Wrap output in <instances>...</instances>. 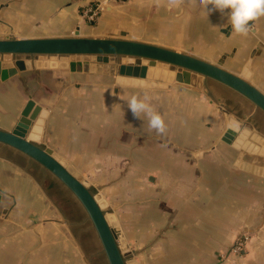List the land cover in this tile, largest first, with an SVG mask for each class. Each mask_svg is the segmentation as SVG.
<instances>
[{
    "label": "crops",
    "instance_id": "obj_1",
    "mask_svg": "<svg viewBox=\"0 0 264 264\" xmlns=\"http://www.w3.org/2000/svg\"><path fill=\"white\" fill-rule=\"evenodd\" d=\"M250 23L237 34L226 14L207 15L196 0H0V38L77 29L212 63L227 53L222 67L264 94V16ZM26 60L24 71L0 79V129L49 147L83 178H97L98 192L114 189L97 201L113 203L127 264H264L263 112L210 79L194 91L154 70L141 78L104 64L72 72L58 58ZM134 94L162 115L164 134L133 116ZM0 196V264H60V248L64 264H86L56 205L20 160L3 154Z\"/></svg>",
    "mask_w": 264,
    "mask_h": 264
},
{
    "label": "water",
    "instance_id": "obj_2",
    "mask_svg": "<svg viewBox=\"0 0 264 264\" xmlns=\"http://www.w3.org/2000/svg\"><path fill=\"white\" fill-rule=\"evenodd\" d=\"M226 55L222 53L216 63H212L157 44L114 37H85L76 29L72 35L64 37L0 38V79L24 71L28 67L27 57L49 56L58 58V65L72 72H93L104 64L110 72L144 78L154 70L157 77H169L194 91L203 89L205 81L210 79L243 96L264 113V94L222 67ZM0 146L36 163L68 191L89 220L107 264H127L118 231L86 180L70 163L59 159L49 147L33 143L13 131L0 129Z\"/></svg>",
    "mask_w": 264,
    "mask_h": 264
},
{
    "label": "rangeland",
    "instance_id": "obj_3",
    "mask_svg": "<svg viewBox=\"0 0 264 264\" xmlns=\"http://www.w3.org/2000/svg\"><path fill=\"white\" fill-rule=\"evenodd\" d=\"M208 82V86H211V83ZM207 84V83H206ZM23 166L26 167L27 171L33 176V178L40 185V188L43 190L50 201L56 205L59 210V221L63 225H67V229L71 233V236L75 241L79 244L81 251L83 252L85 263L86 264H107L104 258L103 252L101 250L100 244L97 240V237L90 225L89 220L86 215L75 201V199L68 193L66 189H64L61 185L55 183L53 186H49L50 181H54V179L44 170L40 169V167L30 161H21ZM87 181V185L90 187L93 194L96 198H100L103 196L110 197L111 191L114 189L108 187L107 191L104 188H101L102 193L98 192L97 187L92 182L97 180V178H84ZM56 182V181H55ZM98 184V183H97ZM111 190V191H110ZM134 200V197L132 198ZM103 201V200H102ZM100 204L103 206L104 212L108 215L109 220H112L111 213L113 210L109 207H112L113 203H103L99 200ZM117 200H115L116 204ZM106 206H104V205ZM109 206V207H108ZM117 228V226H116ZM117 230V229H116ZM119 234V232H118ZM62 242V239H61ZM50 251V250H49ZM51 252V251H50ZM60 255V264H64V259L62 260L64 255H67L66 249L59 250ZM67 257V256H66Z\"/></svg>",
    "mask_w": 264,
    "mask_h": 264
},
{
    "label": "clouds",
    "instance_id": "obj_4",
    "mask_svg": "<svg viewBox=\"0 0 264 264\" xmlns=\"http://www.w3.org/2000/svg\"><path fill=\"white\" fill-rule=\"evenodd\" d=\"M180 2L182 0H171L173 4ZM196 2L207 15L216 11L226 14L232 31L241 35L248 34L250 22L264 16V0H196ZM146 100L147 97L142 99L134 94L127 100V107L135 118L141 119L142 114L147 118L150 131L155 130L158 134H164L167 129L162 115Z\"/></svg>",
    "mask_w": 264,
    "mask_h": 264
},
{
    "label": "flooded vegetation",
    "instance_id": "obj_5",
    "mask_svg": "<svg viewBox=\"0 0 264 264\" xmlns=\"http://www.w3.org/2000/svg\"><path fill=\"white\" fill-rule=\"evenodd\" d=\"M0 154L6 155L8 157L12 156L13 158L22 161L23 158L19 154L15 153L14 151L10 150L7 151L6 149L0 147ZM57 183V182H56ZM58 184V183H57ZM59 185V184H58Z\"/></svg>",
    "mask_w": 264,
    "mask_h": 264
},
{
    "label": "built area",
    "instance_id": "obj_6",
    "mask_svg": "<svg viewBox=\"0 0 264 264\" xmlns=\"http://www.w3.org/2000/svg\"><path fill=\"white\" fill-rule=\"evenodd\" d=\"M89 12L91 13L89 15V17H92V15L95 14V10H92V9H89ZM243 244V240L240 238V239H237L233 245V250L235 251H239L241 249V246Z\"/></svg>",
    "mask_w": 264,
    "mask_h": 264
},
{
    "label": "trees",
    "instance_id": "obj_7",
    "mask_svg": "<svg viewBox=\"0 0 264 264\" xmlns=\"http://www.w3.org/2000/svg\"><path fill=\"white\" fill-rule=\"evenodd\" d=\"M55 183H56L55 181H50V182H49V186H53V185H55ZM56 184H57V183H56Z\"/></svg>",
    "mask_w": 264,
    "mask_h": 264
}]
</instances>
